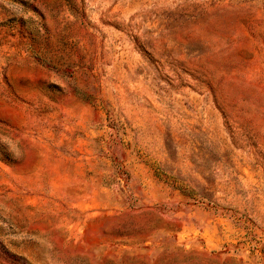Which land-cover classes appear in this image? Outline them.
I'll return each instance as SVG.
<instances>
[{
	"label": "rangeland",
	"instance_id": "rangeland-1",
	"mask_svg": "<svg viewBox=\"0 0 264 264\" xmlns=\"http://www.w3.org/2000/svg\"><path fill=\"white\" fill-rule=\"evenodd\" d=\"M0 264H264V0H0Z\"/></svg>",
	"mask_w": 264,
	"mask_h": 264
}]
</instances>
